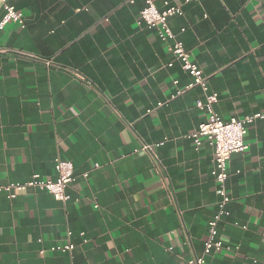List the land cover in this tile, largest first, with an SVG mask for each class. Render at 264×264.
Wrapping results in <instances>:
<instances>
[{"label": "crops", "instance_id": "0c3cea01", "mask_svg": "<svg viewBox=\"0 0 264 264\" xmlns=\"http://www.w3.org/2000/svg\"><path fill=\"white\" fill-rule=\"evenodd\" d=\"M8 1L25 26L0 27V181L55 179L58 155L73 161L75 179L67 201L40 189L13 199L0 192V264H186L203 254L220 201L215 148L206 141L197 149L189 137L206 119L197 106L205 94L186 88L193 76L172 40L137 24L146 0ZM154 1L182 6L170 25L219 93L216 111L255 115L248 150L230 158L231 214L219 221V236L239 249L206 258L258 264L264 0ZM5 12L0 1V23ZM68 242L74 249H52Z\"/></svg>", "mask_w": 264, "mask_h": 264}, {"label": "built area", "instance_id": "2783aa9c", "mask_svg": "<svg viewBox=\"0 0 264 264\" xmlns=\"http://www.w3.org/2000/svg\"><path fill=\"white\" fill-rule=\"evenodd\" d=\"M0 1L4 3L6 10L0 27L3 28L10 21H15L25 26L23 12L17 10L15 5L8 0ZM183 13L184 11L180 4L167 1L166 7L160 9L154 0H146V5L137 19V24L139 26L157 29L163 41L168 42L172 40V44H170L169 48L181 60L183 69L193 76V81L189 83L186 88L199 85L205 94V98L197 100V106L205 111L206 119L189 134V137L193 139L197 149H200L206 141L215 148V168L213 174L218 182L217 193L220 195V201L217 213L208 223L209 232L205 242L204 253L196 255L194 258L187 261L186 264H209L206 258L207 254L211 252L239 249V246L233 247L219 236V221L223 216L231 214L228 204L232 200V196L227 186L230 158L233 153L245 152L248 150L249 144L246 140L247 125L255 118V115L241 118L232 116L229 119H225L216 111L215 104L219 100V93L210 91L208 78L204 74L203 69L191 58V53L186 48L184 41L170 25V18L172 16ZM185 30L186 27H183L182 31ZM78 75L84 78L82 75ZM176 82H178V80H176ZM186 88H179L175 95L184 92ZM142 149L152 152L156 162H159L158 155L154 152L152 144L145 143ZM136 151H139V149H136ZM96 167H99V165L97 164ZM55 168L57 172V178L55 179L44 178L40 173H34L25 181H0V192L6 193L9 198L13 199L24 191L40 189L50 192L58 200L67 201L71 198L68 192V186L75 179V165L73 161L64 159L58 155ZM96 200L98 201V199ZM68 235H71V231L68 232ZM74 247V243L68 242L64 245L53 246L52 249L72 250ZM170 249H172V247H170ZM44 252V250H41V253ZM253 262L264 264V253L261 262L256 258L253 259Z\"/></svg>", "mask_w": 264, "mask_h": 264}]
</instances>
